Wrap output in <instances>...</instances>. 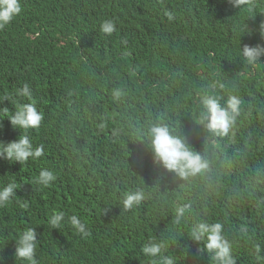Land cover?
<instances>
[{"label": "trees", "instance_id": "16d2710c", "mask_svg": "<svg viewBox=\"0 0 264 264\" xmlns=\"http://www.w3.org/2000/svg\"><path fill=\"white\" fill-rule=\"evenodd\" d=\"M21 6L0 28V95L15 100L5 99L0 109L14 113L31 103L16 95L28 83L43 113L28 135L45 154L23 165L0 159V186L13 180L18 186L14 201L0 208V264H25L15 257V239L30 227L39 264H153L141 251L153 239L168 241L162 255L174 264H216L205 242L190 236L201 221L223 224L235 264H264V57L249 64L240 54L244 44H264L258 32L249 35L264 21V0L239 7L227 0H21ZM104 19L116 22L111 36L100 31ZM121 53L129 70L117 66ZM129 77L134 85H122ZM206 95L223 97L221 104L230 95L241 100L228 134L210 132L201 121ZM4 115L0 141L15 140L23 130ZM161 122L207 161L205 169L183 178L154 164L148 133ZM42 168L57 176L48 187L35 182ZM138 190L145 198L125 211L124 193ZM56 211L66 220L79 216L89 235L67 223L51 229Z\"/></svg>", "mask_w": 264, "mask_h": 264}, {"label": "clouds", "instance_id": "9594fccd", "mask_svg": "<svg viewBox=\"0 0 264 264\" xmlns=\"http://www.w3.org/2000/svg\"><path fill=\"white\" fill-rule=\"evenodd\" d=\"M232 7H239L247 3V0H227ZM36 8V7H35ZM22 12L21 0H0V28H4L10 24ZM169 18L171 15L169 14ZM116 29V22L113 19H104L100 25V31L103 34L111 36ZM258 32L260 38L264 40V21H261L258 28L252 29ZM105 52L109 57V62L114 60V52L110 48H106ZM159 54V61L162 60L164 54ZM242 58L249 64H254L264 57V44L257 43L255 45L244 44L240 50ZM119 55H123L122 53ZM117 66H123L129 70L128 63L120 62ZM131 82L130 77L122 82V85ZM18 97H27L32 100L31 103H24L17 106L14 113L10 112L7 107L0 109L10 121L15 129L23 130L17 139L4 142L0 141V159L9 163L18 162L20 165L25 164L30 159L35 161L44 156V145H34L32 139L28 135L29 129H38L43 120V113L37 108L33 101V92L28 83L23 87L16 89ZM8 99L15 103L13 97L5 93L0 95V103ZM223 97L204 96L201 100L203 111L201 112V121L205 123V127L218 135H226L235 124L239 115V106L241 100L235 95H230L224 103L221 104ZM10 113V114H9ZM2 119V118H0ZM150 150L153 162L157 167L167 172H174L177 176L187 178L194 176L207 167V161L201 155L193 151L183 137L173 134L169 126L163 122L156 123L149 128ZM133 149H137L139 140L132 139ZM163 174L157 178L161 179ZM57 179L55 172L48 168H42L36 178V184L41 187H48ZM17 183L9 181L6 185L0 186V208L6 207L12 203L16 197ZM145 198L143 191H129L124 193L121 201L125 211L139 205ZM26 207V205H25ZM187 207V206H185ZM107 209H104L106 212ZM185 208L177 211L176 219L179 220L184 215ZM65 212L56 211L49 218L48 224L52 228L60 229L65 223L72 226L76 232L83 236L89 235V229L85 222L79 216L71 215L65 219ZM190 236L193 240L199 242L204 241L205 247L209 253L213 254L216 264H235V258L232 255V245L226 238L223 230V224L219 221L208 222L201 221L190 230ZM16 240L15 257L24 261L25 264H39L37 259V236L35 229L30 227L22 231ZM168 241L151 240L142 246L144 256L152 258L153 264H174L173 258L162 255L167 248ZM259 258L260 247H256ZM158 258V260L156 259ZM3 257L0 256V261Z\"/></svg>", "mask_w": 264, "mask_h": 264}, {"label": "rangeland", "instance_id": "374dc122", "mask_svg": "<svg viewBox=\"0 0 264 264\" xmlns=\"http://www.w3.org/2000/svg\"><path fill=\"white\" fill-rule=\"evenodd\" d=\"M117 56L120 57L118 63H120V62H124V63H128V64L130 65V60H129L128 56H125V55H119V54H117ZM139 66H140V65H139ZM130 67H131V66H130Z\"/></svg>", "mask_w": 264, "mask_h": 264}]
</instances>
